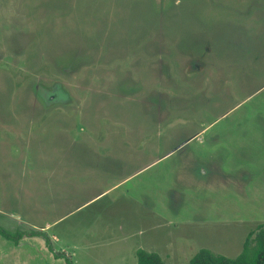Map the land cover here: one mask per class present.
I'll use <instances>...</instances> for the list:
<instances>
[{"label": "rangeland", "instance_id": "374dc122", "mask_svg": "<svg viewBox=\"0 0 264 264\" xmlns=\"http://www.w3.org/2000/svg\"><path fill=\"white\" fill-rule=\"evenodd\" d=\"M259 224L264 0H0V264L233 258Z\"/></svg>", "mask_w": 264, "mask_h": 264}, {"label": "trees", "instance_id": "16d2710c", "mask_svg": "<svg viewBox=\"0 0 264 264\" xmlns=\"http://www.w3.org/2000/svg\"><path fill=\"white\" fill-rule=\"evenodd\" d=\"M5 237H10L1 232ZM254 235V237H252ZM137 264H164L155 252L137 251ZM66 264H72L66 259ZM187 264H264V224H259L244 240L241 252L233 257L216 254L208 249L198 250Z\"/></svg>", "mask_w": 264, "mask_h": 264}, {"label": "crops", "instance_id": "0c3cea01", "mask_svg": "<svg viewBox=\"0 0 264 264\" xmlns=\"http://www.w3.org/2000/svg\"><path fill=\"white\" fill-rule=\"evenodd\" d=\"M147 252H150V251H147Z\"/></svg>", "mask_w": 264, "mask_h": 264}]
</instances>
